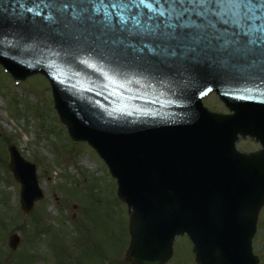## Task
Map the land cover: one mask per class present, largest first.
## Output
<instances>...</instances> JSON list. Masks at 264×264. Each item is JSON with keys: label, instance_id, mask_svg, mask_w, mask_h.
Instances as JSON below:
<instances>
[{"label": "water", "instance_id": "water-1", "mask_svg": "<svg viewBox=\"0 0 264 264\" xmlns=\"http://www.w3.org/2000/svg\"><path fill=\"white\" fill-rule=\"evenodd\" d=\"M28 7L34 0H0V64L16 80L46 77L71 140L92 147L117 180L129 214L125 259L164 264L175 237L187 235L197 264H259L252 239L264 205V69L240 63L162 80L103 54L148 42L130 23L121 31L115 9L84 33L86 42L69 48L59 39L79 21L52 22L43 3L38 16ZM212 92L230 115L203 108ZM247 136L262 149L237 151L238 138ZM8 152L21 210L31 213L43 199L36 167L13 146ZM19 242L13 235L8 245L15 250Z\"/></svg>", "mask_w": 264, "mask_h": 264}, {"label": "rangeland", "instance_id": "rangeland-1", "mask_svg": "<svg viewBox=\"0 0 264 264\" xmlns=\"http://www.w3.org/2000/svg\"><path fill=\"white\" fill-rule=\"evenodd\" d=\"M203 105L226 112L213 94ZM9 144L36 166L44 193L28 215L19 208V185L7 169ZM236 146L243 152L259 149L250 139ZM4 216L0 264H122L129 244L128 211L117 198L116 183L89 147L70 141L53 109L48 82L33 76L17 85L0 67V224ZM12 233L21 240L15 251L7 245ZM252 245L262 264L264 206ZM172 258L169 264H195L186 237L176 238Z\"/></svg>", "mask_w": 264, "mask_h": 264}, {"label": "snow or ice", "instance_id": "snow-or-ice-1", "mask_svg": "<svg viewBox=\"0 0 264 264\" xmlns=\"http://www.w3.org/2000/svg\"><path fill=\"white\" fill-rule=\"evenodd\" d=\"M41 3L49 12L45 18L52 22L79 21L59 39L69 48L80 45L82 37L86 42L84 33L101 17L107 21L109 11L115 9L111 14H120L121 31H128L130 23L148 42L142 48L129 44L103 54L162 80L216 66L227 71L240 63L264 69V0H34V7L26 11L38 16ZM5 11L0 8V13ZM89 51L99 53L95 48Z\"/></svg>", "mask_w": 264, "mask_h": 264}, {"label": "trees", "instance_id": "trees-1", "mask_svg": "<svg viewBox=\"0 0 264 264\" xmlns=\"http://www.w3.org/2000/svg\"><path fill=\"white\" fill-rule=\"evenodd\" d=\"M1 224H2L3 226H5L3 221H1ZM18 228H20V227H18ZM22 229H23V228H20V230H22ZM22 231H23V230H22ZM263 263H264V262H263ZM263 263H262V264H263Z\"/></svg>", "mask_w": 264, "mask_h": 264}, {"label": "flooded vegetation", "instance_id": "flooded-vegetation-1", "mask_svg": "<svg viewBox=\"0 0 264 264\" xmlns=\"http://www.w3.org/2000/svg\"><path fill=\"white\" fill-rule=\"evenodd\" d=\"M126 264H128V263H126ZM176 264H183V263H181V262H178V263H176Z\"/></svg>", "mask_w": 264, "mask_h": 264}]
</instances>
